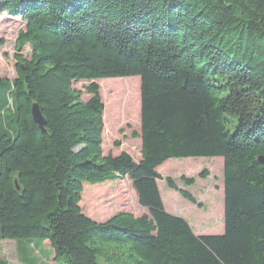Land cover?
I'll return each mask as SVG.
<instances>
[{
    "label": "trees",
    "instance_id": "trees-1",
    "mask_svg": "<svg viewBox=\"0 0 264 264\" xmlns=\"http://www.w3.org/2000/svg\"><path fill=\"white\" fill-rule=\"evenodd\" d=\"M3 12L25 26L16 77L0 78V240L48 241L58 264H264V0H0ZM132 76L140 103L126 88L119 107L132 119L140 105L139 162L103 154L99 86L87 100L72 88ZM187 157L223 158L221 235L165 210L157 167ZM125 177L147 213L83 214V183Z\"/></svg>",
    "mask_w": 264,
    "mask_h": 264
},
{
    "label": "rangeland",
    "instance_id": "rangeland-1",
    "mask_svg": "<svg viewBox=\"0 0 264 264\" xmlns=\"http://www.w3.org/2000/svg\"><path fill=\"white\" fill-rule=\"evenodd\" d=\"M20 18H12L6 12L0 13V78L10 80L16 77L15 41L18 31L23 29ZM31 48L27 45L22 54L30 58ZM139 76L121 78H102L78 80L72 82V88L82 91V99L91 96L86 87L92 82L99 86L104 104V131L102 152L104 155H119L127 152L135 162L141 159V139L134 133H141L140 105L137 115L125 119L120 114L119 98L129 88L140 103ZM138 80V81H136ZM137 95V96H136ZM4 125L0 115V125ZM162 178L157 180L161 198L166 212L184 218L196 235H221L224 233V195L223 158L222 157H187L167 159L157 167ZM205 172L202 177L201 173ZM170 177L175 185L190 193L195 203L182 197L179 191L167 186L166 178ZM182 177L194 179L188 186ZM124 191L123 195L121 191ZM112 191H119L115 194ZM83 214L96 222H104L119 212H130L135 216L147 213L137 198L133 183L129 177L108 180L103 183H83L79 202ZM0 264H58L48 241L41 246L37 240L29 243L26 240H0Z\"/></svg>",
    "mask_w": 264,
    "mask_h": 264
},
{
    "label": "water",
    "instance_id": "water-1",
    "mask_svg": "<svg viewBox=\"0 0 264 264\" xmlns=\"http://www.w3.org/2000/svg\"><path fill=\"white\" fill-rule=\"evenodd\" d=\"M31 115L34 120V122L39 126V128L44 131V124H45V119L41 113V110L38 106L37 103H32L31 105ZM259 161L261 163H264V157H259Z\"/></svg>",
    "mask_w": 264,
    "mask_h": 264
},
{
    "label": "crops",
    "instance_id": "crops-1",
    "mask_svg": "<svg viewBox=\"0 0 264 264\" xmlns=\"http://www.w3.org/2000/svg\"><path fill=\"white\" fill-rule=\"evenodd\" d=\"M223 192H224V189H223V186H222V194H223Z\"/></svg>",
    "mask_w": 264,
    "mask_h": 264
}]
</instances>
